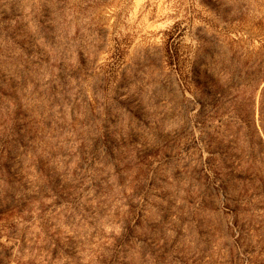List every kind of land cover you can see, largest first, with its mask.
Segmentation results:
<instances>
[{"label": "rangeland", "instance_id": "374dc122", "mask_svg": "<svg viewBox=\"0 0 264 264\" xmlns=\"http://www.w3.org/2000/svg\"><path fill=\"white\" fill-rule=\"evenodd\" d=\"M0 264H264V0H0Z\"/></svg>", "mask_w": 264, "mask_h": 264}]
</instances>
